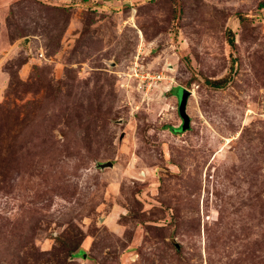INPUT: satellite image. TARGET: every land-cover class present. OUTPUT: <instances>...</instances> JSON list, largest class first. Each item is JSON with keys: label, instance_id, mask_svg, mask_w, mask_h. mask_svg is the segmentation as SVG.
Masks as SVG:
<instances>
[{"label": "rangeland", "instance_id": "374dc122", "mask_svg": "<svg viewBox=\"0 0 264 264\" xmlns=\"http://www.w3.org/2000/svg\"><path fill=\"white\" fill-rule=\"evenodd\" d=\"M0 264H264V0H0Z\"/></svg>", "mask_w": 264, "mask_h": 264}, {"label": "built area", "instance_id": "2783aa9c", "mask_svg": "<svg viewBox=\"0 0 264 264\" xmlns=\"http://www.w3.org/2000/svg\"><path fill=\"white\" fill-rule=\"evenodd\" d=\"M143 77L146 79V81H148V80H154L155 82H158L161 79H163V77H162L161 74H153L150 71H147L146 74H144Z\"/></svg>", "mask_w": 264, "mask_h": 264}, {"label": "trees", "instance_id": "16d2710c", "mask_svg": "<svg viewBox=\"0 0 264 264\" xmlns=\"http://www.w3.org/2000/svg\"><path fill=\"white\" fill-rule=\"evenodd\" d=\"M232 42H233V40H232ZM213 85L219 86V84H215V83ZM183 124H184V122H183ZM183 124L177 128L174 126H171V125H167V129L174 132L176 135H180L182 132H184L186 130V129H183Z\"/></svg>", "mask_w": 264, "mask_h": 264}, {"label": "water", "instance_id": "95a60500", "mask_svg": "<svg viewBox=\"0 0 264 264\" xmlns=\"http://www.w3.org/2000/svg\"><path fill=\"white\" fill-rule=\"evenodd\" d=\"M190 91L187 90V94L190 95ZM190 127V116L188 114H184V124L183 129H188ZM107 164L112 165V162H108Z\"/></svg>", "mask_w": 264, "mask_h": 264}]
</instances>
